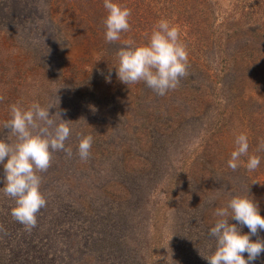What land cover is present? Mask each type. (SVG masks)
Wrapping results in <instances>:
<instances>
[{"label": "rangeland", "instance_id": "1", "mask_svg": "<svg viewBox=\"0 0 264 264\" xmlns=\"http://www.w3.org/2000/svg\"><path fill=\"white\" fill-rule=\"evenodd\" d=\"M210 1L212 6L201 5L206 9L201 26L213 35L229 18L228 7H233L235 0ZM4 8L0 5V138L15 140L3 127L11 118V105H56L50 114L61 111L63 119L70 115L73 134L83 131L93 136L94 151L90 150L92 158L87 166L97 162L101 169L108 164L107 158L95 154V146L113 145L108 156L114 170L129 171L135 183L149 189L148 217L158 226L155 214L150 213L155 204L163 207L166 225L172 214L174 222L190 216L192 223L203 221L208 230L215 222V209L225 206L231 195L248 191L254 196L264 194L260 167L253 172L244 165L236 171L228 167L235 136L241 131L248 133L249 154L256 155L258 112H264L263 107L251 104L258 101L256 78L252 76L256 68L247 56L240 57L243 48H226L231 52L226 59H231L233 66L220 70L216 61L226 54L225 49L215 43L206 46L190 41V50L198 53L188 55V74L176 89L155 97L156 110L152 107L154 93H148L152 89L143 82L127 86L118 79L115 46L110 44L111 50L108 44L92 46L73 41V49L66 50L50 42L52 36L40 23H24L17 18V10ZM237 35L230 36L229 42ZM203 47L206 53L201 51ZM44 49L50 56L43 54ZM247 106L251 115L245 112ZM97 157L105 164L96 161ZM67 159L77 167L81 163L77 154ZM151 166L155 172L149 174ZM197 213L200 217L195 216ZM159 230L165 234L160 226ZM168 243L162 237L151 245L150 264H176L170 258L173 250Z\"/></svg>", "mask_w": 264, "mask_h": 264}, {"label": "trees", "instance_id": "2", "mask_svg": "<svg viewBox=\"0 0 264 264\" xmlns=\"http://www.w3.org/2000/svg\"><path fill=\"white\" fill-rule=\"evenodd\" d=\"M118 2L132 12L130 30L121 34V42L132 39L137 44L146 43L154 25L166 19L179 29L180 41L188 48L190 57L198 53L196 49L190 50L193 47L190 41L206 46L215 43L217 48L225 50L229 46L239 51L243 48L240 57L247 56L256 68L252 76L256 78L254 88L258 91V101L251 104L264 108V0H235L233 7H228L229 18L226 17L219 33L214 31L213 35L211 31L210 35L205 33L201 26L203 11H206L201 5L212 6L210 0ZM0 5L4 9L17 10V18L24 23H40L52 36L50 42L61 44L66 50L73 49V41L92 46L108 44L114 50L112 44L117 51L121 44L108 43L104 38L103 21L107 12L103 0H0ZM212 24L213 21L210 26ZM237 33L238 38L229 42L228 38ZM201 51L205 52L206 47ZM229 53L226 50L216 61L220 70L233 66L232 60L226 59ZM43 54L47 56L50 52L44 49ZM240 80L241 77L238 82ZM148 93H154L152 107L159 109L155 100L158 95L153 90ZM245 112L252 113L248 106ZM258 116L254 145L256 155L261 158L260 170L264 172V112H258ZM78 142L76 133L66 142L73 155H78ZM95 148L98 157L108 159L102 170L97 162L86 165L92 155L87 160L80 159L83 164L77 167L68 161L65 153L53 154L50 168L41 174V191L47 205L38 213L37 226L30 231L11 216L14 201L0 196V264H150L151 245L158 244L162 237L169 241L168 246L173 250L170 258L176 264H208L202 255H209L215 247V238L209 235L210 228L205 229L203 221L192 223L190 216L174 222L173 214L167 221L170 224L166 225L161 214L163 207L155 204L150 213L155 214L163 234L156 220L148 217L150 204L146 192L148 194L149 189L135 183L136 180L128 176L129 171L114 170L108 156L113 149L111 143ZM152 172H155L153 166L148 170L149 174ZM2 178L3 169L0 170V186ZM250 195L264 216V194ZM195 216L200 217L198 213ZM243 231L247 232V227ZM257 238L264 239V230L252 237ZM254 264H264V253Z\"/></svg>", "mask_w": 264, "mask_h": 264}, {"label": "clouds", "instance_id": "3", "mask_svg": "<svg viewBox=\"0 0 264 264\" xmlns=\"http://www.w3.org/2000/svg\"><path fill=\"white\" fill-rule=\"evenodd\" d=\"M103 6L107 12L103 21L104 38L108 43L121 42V34L130 30L131 9L118 0H103ZM116 55V74L122 83L128 86L143 82L158 96L176 89L188 74L186 45L180 41L179 29L166 19L154 25L146 43L123 40ZM53 106L56 105L42 106L39 102L27 108L11 105V118L3 127L11 131L15 140L0 138L3 166L0 196L14 201L11 216L29 231L37 226V215L47 205L41 191V174L50 168L54 153L73 155L72 148L66 144L72 135V125L62 118L63 112L50 114ZM76 134L79 137L76 152L81 160H87L93 136L83 131ZM234 145L228 160L231 170L244 165L248 172H253L260 167V156L249 154L247 131L235 136ZM214 216L209 235L215 238V247L209 255L201 254L203 258L208 264H254L264 253V239H252L264 230V216L249 191L231 195L225 206L215 209ZM244 227L247 232L243 231Z\"/></svg>", "mask_w": 264, "mask_h": 264}]
</instances>
